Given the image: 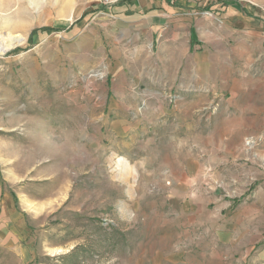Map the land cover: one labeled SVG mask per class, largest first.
I'll return each instance as SVG.
<instances>
[{
  "label": "rangeland",
  "instance_id": "rangeland-1",
  "mask_svg": "<svg viewBox=\"0 0 264 264\" xmlns=\"http://www.w3.org/2000/svg\"><path fill=\"white\" fill-rule=\"evenodd\" d=\"M124 1L0 0V264H264V0Z\"/></svg>",
  "mask_w": 264,
  "mask_h": 264
},
{
  "label": "crops",
  "instance_id": "crops-1",
  "mask_svg": "<svg viewBox=\"0 0 264 264\" xmlns=\"http://www.w3.org/2000/svg\"><path fill=\"white\" fill-rule=\"evenodd\" d=\"M228 1V0H223ZM200 0H126L117 7L121 8V13L125 19L134 26L135 29L144 30L145 33L153 38L154 41L163 38L165 43L163 47L170 48L168 52L174 50L177 53V43L179 41L181 28L186 27L188 18H192L194 13H199L202 8L200 7ZM225 4H223L224 6ZM225 7H227L225 5ZM213 9V7L209 8ZM209 9H203V11H209ZM241 13L250 18L241 16L237 21L225 22V28L237 29L239 31H260L259 28L263 29L264 24V9L263 7L257 6L254 8L253 13H250L246 8H240ZM229 13V14H228ZM235 14V12H232ZM232 18L230 10L226 9L223 15ZM222 15V14H221ZM232 15V16H230ZM191 34H195L199 40L196 28L194 26L190 29ZM194 61V59H193ZM196 63L192 64V73L198 74L200 70V64L195 60ZM183 65H179L176 68V72L172 75H180ZM234 122V127L236 126Z\"/></svg>",
  "mask_w": 264,
  "mask_h": 264
},
{
  "label": "trees",
  "instance_id": "trees-1",
  "mask_svg": "<svg viewBox=\"0 0 264 264\" xmlns=\"http://www.w3.org/2000/svg\"><path fill=\"white\" fill-rule=\"evenodd\" d=\"M225 5H226V4H225ZM207 9H209V8H207ZM192 35H193V37H195V38H196V35H195L194 33H193Z\"/></svg>",
  "mask_w": 264,
  "mask_h": 264
}]
</instances>
